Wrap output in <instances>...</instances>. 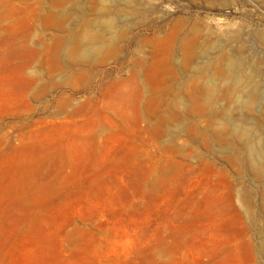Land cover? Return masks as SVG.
Instances as JSON below:
<instances>
[{
	"label": "rangeland",
	"instance_id": "rangeland-1",
	"mask_svg": "<svg viewBox=\"0 0 264 264\" xmlns=\"http://www.w3.org/2000/svg\"><path fill=\"white\" fill-rule=\"evenodd\" d=\"M121 1L0 0V264H264L241 133L264 141V0ZM107 17L103 47L77 59L73 38ZM220 49L249 76L216 80L207 104Z\"/></svg>",
	"mask_w": 264,
	"mask_h": 264
},
{
	"label": "bare ground",
	"instance_id": "bare-ground-1",
	"mask_svg": "<svg viewBox=\"0 0 264 264\" xmlns=\"http://www.w3.org/2000/svg\"><path fill=\"white\" fill-rule=\"evenodd\" d=\"M132 1L123 0L121 2H118L117 6L118 7L120 5H122L123 7L124 6H129ZM134 1H135L134 3L137 2L136 0H134ZM76 8L78 9V7H76ZM49 9H50V7H49ZM154 9H155V6H149V7L145 8V12L146 13H151V12L154 11ZM102 11L105 14L108 13L107 9H105V8H102ZM133 11H135L137 13L141 12V10L139 9L138 5H135V7L133 8ZM187 22H188L187 19L184 20L182 18L180 19V17H179V19H177V20L175 19L174 22L171 24L172 25L171 28H174L173 26H175V25L181 26L183 24H186ZM148 23H150V21ZM145 28L147 30H150V29H152V25L148 24V25L145 26ZM189 28H191V27L189 26ZM111 29H113V22H111V20H109V18H108V20H106V19L105 20H101V23H99V29L95 30L96 31L95 33L90 34V32H89V35H84V36H82V38H81V36L73 38L72 45L70 47H68V49L70 48L71 51L74 52L75 57L77 59H80L81 61L82 60H86V59H90L95 53H96L95 55H97L98 54L97 52L103 47L104 41L106 40L107 35L109 33H111ZM175 29H177V28H175ZM87 30H91V29H87ZM87 30H85V31H87ZM152 30L153 31H151V34H150V36L152 38H156L159 35V33H161V32L158 31V29H155V26L153 27ZM179 34H180V30L179 29L174 31V33L168 32L166 34V38L169 39V41H170V44H169L170 56H169V59L166 60V63H167L168 68L170 70L169 77L172 78V79H176V77H177L176 68L181 66L183 64V62L185 61V60H183L181 62L180 61H178V62L176 61L175 62V60L173 58L174 54H173L172 44L175 43V40L177 38H179ZM182 36L184 38L182 39L181 43L184 44L185 42H187L186 46H187V49H188L189 53L190 54L191 53L194 54L196 48L199 46L198 43H199L200 35H198L196 33H193V32L192 33L191 32H185V33H183ZM137 37H138V35H137ZM160 39H162V38H160ZM140 40H142V39H140ZM101 42H102V44H101ZM69 45H67V46H69ZM209 45L210 44L207 43V46H209ZM216 61H217V65H216V67L214 69V72H213L212 76L209 78V82L205 83V85H201L199 87L200 91L203 93V100L207 104L211 103V101L213 100V98L215 96V93L217 91L216 90V87H217V81L216 80H219L221 82L222 81L224 82L226 80L228 83H230V84L232 83V84H234L235 86H237L239 88V87H241L240 86L241 83L246 81L247 77L249 76V75H247V77H245L244 75H242L239 72L240 71L239 68H240V65H241V60L238 57V55H236V56L235 55H229L228 56L226 53H224L220 49L219 50V54L216 56ZM249 79H250V77H249ZM239 91H241V93H242L240 96L243 95L247 99H249V98H251V97H253L255 95V90L254 89L244 91V90H242L240 88ZM230 95H232V94H230ZM242 101H244V100H242ZM246 104L248 106V103H246ZM209 111H210V109H209ZM212 112H213V109H212ZM228 112H230V110L229 111H225V113H224L227 117L229 116ZM214 115H215V113H214ZM229 119L230 118H228V120ZM236 119H237V117H236ZM234 129H236V128L234 127ZM239 129L235 130L234 133L236 131H238ZM241 133H242L243 139L246 141V144H247L246 148H245V151H246L245 153L247 154V157L248 158L252 157L253 160L256 162V166L255 167H251L250 163L246 162L245 163V168L248 171L251 170V172L254 174L255 178L258 179L260 182H262L261 189L264 192V169L262 168L264 166H261L264 163V141H263V138H259L256 142L251 144V143H248L252 139V134H251L250 129L246 128ZM242 137H241V139H242ZM241 139H240V141H241ZM257 244H258L259 250L262 252L263 249H264V228L261 230V232L259 234V237L257 239Z\"/></svg>",
	"mask_w": 264,
	"mask_h": 264
}]
</instances>
